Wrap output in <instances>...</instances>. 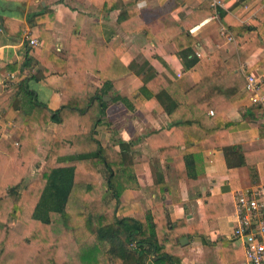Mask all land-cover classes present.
Returning <instances> with one entry per match:
<instances>
[{
    "label": "trees",
    "instance_id": "16d2710c",
    "mask_svg": "<svg viewBox=\"0 0 264 264\" xmlns=\"http://www.w3.org/2000/svg\"><path fill=\"white\" fill-rule=\"evenodd\" d=\"M127 3L129 7L122 8V15L128 11L134 16L136 0ZM105 4L107 9L122 6L119 0L115 4L106 0ZM217 12L242 44H264V8L258 13L260 21L250 26L224 7ZM28 19L41 26V42L28 44L23 62L11 67L25 71L34 61L42 67L40 77L66 75L65 99L58 109L49 108L29 86V79L36 77L32 74L15 76L0 96V124L8 122L6 112L10 108L19 111L7 127L13 139L3 133L0 125V264H185L176 248L188 244L189 233L183 231L186 220L174 221L168 214L164 200L170 184L155 173L151 209L135 216L110 212L104 197L108 191L119 203L126 189L139 188L140 184L130 143L121 142L118 149L104 145L95 134L106 121L108 106L114 100L110 95L114 79L134 72L143 77L144 85L126 99L141 104L156 95L164 105L169 123L175 127L174 135L161 141L155 132L150 138L161 142L157 146L161 156L175 160L180 177L200 173L197 155L206 147L223 148L228 159L230 151L239 156L237 151L243 153L241 146L231 145L228 136L234 122L223 114L247 95L239 55L224 59L220 49H215L201 60L205 76L193 86L184 87L180 81L156 71L141 56L131 65L124 64L123 46L115 50L76 36L69 56H58L50 49L55 13L41 8ZM3 22L9 35L20 37L23 23L9 18ZM122 25L128 29L126 23ZM196 41L188 31L175 36L180 56L191 62L188 66L199 60L194 49ZM89 71L105 81L103 88L93 94L88 88ZM210 109L215 114L212 123L207 124ZM50 122L56 124L54 133L48 130ZM40 144L47 149L41 173L24 184ZM182 146L185 154L181 153ZM237 163H244L243 154ZM13 219L24 221L26 232L11 226Z\"/></svg>",
    "mask_w": 264,
    "mask_h": 264
},
{
    "label": "crops",
    "instance_id": "0c3cea01",
    "mask_svg": "<svg viewBox=\"0 0 264 264\" xmlns=\"http://www.w3.org/2000/svg\"><path fill=\"white\" fill-rule=\"evenodd\" d=\"M106 0H0V96L8 90L14 80L13 73L21 78L32 74L29 86L36 91L38 99L53 110L58 109L65 99L63 94L65 76L54 74L42 76L40 64L32 61L24 71L21 67L12 69L14 63L23 62L28 51L31 36L41 40V26L31 24L28 16L47 8L55 13L51 30L52 52L67 58L73 39L92 40L99 45H109L115 50L124 47L121 60L131 65L136 58L148 59L156 71L190 87L206 74L202 58L215 49H220L224 59L239 55L240 68L264 72V44L256 41L243 44L235 36L228 40L220 32L224 25L206 0H136V12L122 15V8L129 7L128 0H119L122 6L107 9ZM116 3V0H109ZM225 9L238 20L250 26L260 21L258 13L264 8V0H225ZM247 5V6H246ZM134 7V5H133ZM255 16V17H254ZM4 18L23 23L22 34L9 35L3 26ZM123 23H126V29ZM17 30L18 26L11 23ZM188 31L197 41L195 52H200L198 61L186 62L179 54L175 36ZM27 42V43H26ZM251 52V53H250ZM104 79L88 72L90 93L101 90ZM144 85L141 75L127 73L114 79L110 95L114 100L108 106L106 121L95 134L104 145L120 148L121 142H129L134 155L139 188H128L119 203L108 191L105 200L110 212L119 216H135L153 206L155 194L151 186L155 173H160L171 189L165 194V205L172 220H186L183 231L189 233L188 244L177 247L185 264H247L245 241L234 235L237 223V197L241 191L264 185V129L260 124L261 113L250 103L247 95L239 103L224 111V116L234 122L229 128L231 145L241 146L243 153L229 152L223 148L206 147L197 155L201 164L200 173L194 177H180L176 162L172 157L161 156L159 140H152L150 134L166 141L174 135V125L164 105L156 95L145 102L128 100ZM264 89V86H263ZM245 90V88H244ZM107 98H110L108 96ZM211 110V109H210ZM208 110L207 124L212 123L213 114ZM19 111L10 108L6 112L7 123H1L3 133L18 116ZM215 114V113H214ZM48 130H56L50 122ZM211 141V140H210ZM153 142V143H152ZM181 153L185 154L182 146ZM244 163L238 165L239 157ZM229 160L231 164L229 163ZM19 231V230H18Z\"/></svg>",
    "mask_w": 264,
    "mask_h": 264
},
{
    "label": "built area",
    "instance_id": "2783aa9c",
    "mask_svg": "<svg viewBox=\"0 0 264 264\" xmlns=\"http://www.w3.org/2000/svg\"><path fill=\"white\" fill-rule=\"evenodd\" d=\"M214 9L215 16L218 17V8L225 7V0H206ZM247 6V5H246ZM255 17V16H254ZM220 32L228 40L234 41L235 35L225 26L220 27ZM41 40L31 36L29 45H39ZM201 55L200 52H196ZM15 73L9 77L13 79ZM247 97L254 105L261 116L260 124L264 129V72L257 73L249 71L245 74ZM214 114V110H210ZM234 235L243 238L245 241V254L247 264H264V185L241 191L237 197V223L234 228Z\"/></svg>",
    "mask_w": 264,
    "mask_h": 264
},
{
    "label": "rangeland",
    "instance_id": "374dc122",
    "mask_svg": "<svg viewBox=\"0 0 264 264\" xmlns=\"http://www.w3.org/2000/svg\"><path fill=\"white\" fill-rule=\"evenodd\" d=\"M46 150H47L46 147L43 146L42 144H40L38 146L34 161L32 163L31 169H30V172L28 173V176H27L24 184L29 183L34 178H37L40 175L41 169L45 163ZM107 195L108 194L106 193V196ZM10 225L13 226L15 229L19 230L20 232H26L27 225L24 221H22L20 219H13L10 222Z\"/></svg>",
    "mask_w": 264,
    "mask_h": 264
}]
</instances>
